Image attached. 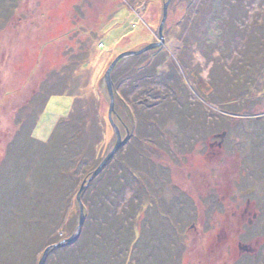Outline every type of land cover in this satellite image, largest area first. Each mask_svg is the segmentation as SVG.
I'll use <instances>...</instances> for the list:
<instances>
[{"label": "rangeland", "instance_id": "obj_1", "mask_svg": "<svg viewBox=\"0 0 264 264\" xmlns=\"http://www.w3.org/2000/svg\"><path fill=\"white\" fill-rule=\"evenodd\" d=\"M236 1L171 0L163 47L118 63L112 75L127 79L117 89L113 84L112 119L128 141L92 179L118 141L109 117L106 74L120 55L160 44L169 0H0V183L14 180L22 190L30 185L31 196L46 185L60 192L61 178L51 180L43 172L47 164L34 167L30 158L41 163L48 146L50 152L58 147L51 140L59 142L55 135L63 128L71 134L82 129L78 115L86 119L84 130L99 137L92 160L76 172V181L69 179L68 202H55L56 207L51 202L57 214L50 224L27 208L29 218L37 219L48 235L35 257L18 256L13 264H40L48 248L77 234L83 185V228L75 242L65 245L75 247L82 238L83 244L100 242L101 256L96 247L85 263L264 264V88L247 103L239 96L244 78L238 82L222 71L253 32L255 19L264 20V0ZM234 2L246 7L248 18L232 53L224 48L220 23L228 20ZM197 18L201 35L188 48ZM183 62L213 91L204 94L197 88ZM52 90L59 95L48 97ZM249 103L248 111L244 104ZM124 104L133 118H140L138 124ZM140 112L160 120L158 127L152 121V133L150 128L145 133ZM72 113L79 122L63 127ZM116 165L126 185H116L113 200L120 205L103 227L101 217L112 212L95 201V192L119 178ZM43 203L40 211L51 210ZM127 215L133 235L128 226L121 227ZM18 224L2 228L7 239H15L13 231L29 237L38 230L25 221ZM61 248L50 250L45 264H65L63 251L55 252Z\"/></svg>", "mask_w": 264, "mask_h": 264}, {"label": "trees", "instance_id": "obj_2", "mask_svg": "<svg viewBox=\"0 0 264 264\" xmlns=\"http://www.w3.org/2000/svg\"><path fill=\"white\" fill-rule=\"evenodd\" d=\"M240 2L239 0H237ZM236 1V2H237ZM231 3L229 7V18L228 20H223L220 23V26H222V40L225 41L224 48L226 47L229 52H235L233 48H235L237 38L240 37V35H243L244 28L246 29V21L248 18V12L245 10L246 7L243 6L242 3ZM206 6V5H205ZM203 6V7H205ZM203 7H200L198 10L202 11ZM208 11H205V14H207ZM201 12L199 13V15ZM198 16V15H197ZM201 24V21L197 18L195 19L193 28V36L195 38H191V41L187 43L188 48L192 47L195 39L200 38V27L198 25ZM251 34L247 35V40H245L244 44H242V48H236L239 49L236 55V58L232 62V64L228 67L222 68L223 74L226 77L227 75H230V77H236L237 81L240 82L242 80L241 77L244 78L243 83L245 84V88L241 91L239 96L245 97L246 102L248 103V98L253 96L254 98L257 94H260L258 92L259 88H264V20H260L259 18H256L254 21V27L253 32H250ZM246 35V33H245ZM244 35V36H245ZM239 46V45H238ZM225 52V51H222ZM232 55V54H231ZM158 62L155 64L157 66ZM184 67L188 70L189 75L195 80L196 87L199 88L201 91L205 90L207 91H213L212 84H208L203 81H199V75L194 70H190V68L187 66V62H183ZM263 69V75H261V70ZM153 71V70H152ZM235 71L236 73L240 74L237 76H234L235 74L232 73ZM154 73V72H152ZM135 76V75H133ZM223 76V77H224ZM143 76H140L139 80H143ZM145 78V77H144ZM124 79V80H123ZM120 80L118 78V72H115L112 75V81L114 84V87L117 89L123 81H125L127 78H123ZM138 81V80H137ZM255 81L258 82L255 83ZM260 83V84H259ZM257 84V85H256ZM175 84H172L169 82V85L171 90L173 92L175 91ZM137 87V86H136ZM136 89V88H135ZM152 90H155L154 88ZM235 91V90H234ZM240 91V92H241ZM203 92V91H202ZM53 95H59L57 92L52 90V92L49 93L48 97H51ZM125 99H129V94L125 93ZM121 100V99H120ZM129 103V100H127ZM121 102H124V100H121ZM251 103V102H250ZM249 105L244 104L245 110L251 109ZM125 105V104H124ZM127 116L129 118H132V121H134V124L137 123L139 119L133 118V113L130 111L129 107L127 105L124 106ZM135 113V111H134ZM141 113V112H140ZM145 113V112H144ZM143 112L141 113V117H143L145 123H143V128L145 129V133L147 132L146 129L150 128V131L148 134L152 133V129H154L153 125L151 124L154 119H151V117H147ZM73 115V116H72ZM143 115V116H142ZM72 116V118H71ZM69 119H66L63 122L64 125H67L68 127L72 124H76L79 122V120L75 119L77 118L76 113H72ZM80 118L84 120V123H80L79 127L82 129H78L76 133L71 134L69 131L70 129L63 128V132L59 133L56 132L55 136L60 137L59 142L53 143V139L51 140V145L58 146L56 149L49 152L46 155V157L43 158L41 163L35 162L34 160L30 161L34 164L32 166L38 167L41 166L42 163H45L47 166L45 167V170L43 171L45 175L49 178H52L51 180L55 181L58 177L61 178L60 180L62 182L57 183V185L61 188L60 192L58 189L57 192H53L54 189L49 190L48 186L46 185L44 189H34L35 191H41V194L39 195H30V185H26L24 187L25 190H22L23 188H15V181L10 179H2L0 183V264H13V259L17 258L18 256H21L22 259H28L31 257H35V252L37 249L36 247L43 243L44 239L47 237V233L43 230L44 228L40 226V222L37 219L29 218V213L27 212V208L31 211L32 214L36 213V218L42 213L41 219L44 221L45 224H50L52 217L56 216L57 209L53 208L51 202H68V187H69V179H71L73 182L76 181V172L81 169L82 165L87 164L90 160H92L93 154L96 152V142L99 139V137H94L89 135L86 130H84V125L86 122V119L83 118L81 115H78ZM138 117V116H137ZM142 120V119H141ZM157 123L155 126L158 127L160 123L159 119H155L154 121ZM148 123V124H147ZM151 124V125H150ZM82 126V127H81ZM22 127V126H21ZM77 127V128H79ZM62 130V129H61ZM155 130V129H154ZM69 132V133H68ZM97 133H99L97 131ZM227 133V132H226ZM97 135V134H96ZM141 147L138 146L136 150L140 149ZM134 151V149H133ZM58 152V153H57ZM232 152H229L231 154ZM36 165V166H35ZM117 177H115L114 181L107 180L103 184L97 187L96 194V200L97 202H100V205L104 207L111 208L110 211L112 212L110 215L108 213L105 214V217H101V220L104 221L103 227L107 225V222L111 219L113 215V207L117 209L119 207L120 202H117V200H113V195L116 193V190L118 189L116 185H120L121 189L126 185V183L123 181L124 178H121L120 170L121 166H117ZM36 169V168H35ZM37 170V169H36ZM28 172H32V168L27 169ZM42 172V173H43ZM25 176L29 177V174L26 173ZM69 177V178H68ZM129 184V182L127 183ZM51 187V186H50ZM51 192L49 194L48 192ZM119 191V190H118ZM121 191V190H120ZM119 191V192H120ZM44 192V193H42ZM34 193V191H33ZM137 193V191H136ZM43 194V196H42ZM98 199V200H97ZM38 200V201H37ZM39 202H44L43 207L46 206H52L51 210L45 212L40 211L39 209L42 204H39ZM48 202V203H45ZM35 211V212H34ZM124 215L126 216V212L124 211ZM116 216V215H115ZM123 216L117 217L118 219H121ZM92 218V217H91ZM96 218V217H95ZM94 218V219H95ZM126 218H128L126 220ZM93 219V220H94ZM125 220L121 225V227L126 228L128 226L129 216L125 217ZM25 221L28 226L31 227H38L37 232H32L29 237L21 236L19 237V233L14 232V240L11 238L7 239V236L3 233L2 228L7 227V224L12 225H19L18 222ZM92 221V220H90ZM94 222V221H93ZM133 222L131 221V225ZM130 225V227H131ZM54 229V228H53ZM129 229V226H128ZM130 230V229H129ZM118 231V230H117ZM120 231V229H119ZM107 232V231H106ZM132 235V230L129 231ZM111 233V232H110ZM86 235V234H85ZM11 236V235H10ZM19 237V238H18ZM47 241V240H46ZM62 241V240H61ZM58 241V242H61ZM57 243V241H51L50 244ZM104 243V242H103ZM75 244V243H74ZM73 244V245H74ZM72 245H65L61 249L55 250V252H59L61 254L63 251V257L66 259L65 264H89L91 261L83 262L86 258L89 257V252H94V249H97L96 247L100 248V256L101 252H103V248L100 242L91 244V243H85L83 244V238L80 240L77 246L71 247ZM133 247L135 249V246L133 245L132 248H128V252L130 250H133ZM40 248V247H39ZM98 254V253H97ZM128 254V253H127Z\"/></svg>", "mask_w": 264, "mask_h": 264}, {"label": "water", "instance_id": "obj_3", "mask_svg": "<svg viewBox=\"0 0 264 264\" xmlns=\"http://www.w3.org/2000/svg\"><path fill=\"white\" fill-rule=\"evenodd\" d=\"M171 4V0H169V2L165 5V8H164V19H163V22H162V25H161V28H160V39H161V42L160 44H154V45H151L150 47L146 48L145 50H143L142 52H139V53H134V52H126L122 55H120L118 58H116V60L113 62V64L110 66L107 74H106V82H107V85H108V90H109V94L111 96V107H110V112H109V117H110V121H111V124L113 126V128L115 129V132L117 134V144L115 146V148L108 154V156L103 160V162L100 164V166L97 168V170L93 173V176H92V179H94L95 177H97L101 172H103L105 170V168L107 167V165L113 160V158L115 157V155L117 154V152L123 147V145L128 141V138H126L125 140H122L121 139V135L119 133V130L117 129V127L115 126V124L113 123V119H112V114H113V111H114V91H113V81H112V72L115 70L116 66L118 65V63L123 60V59H126V58H130V57H133V56H136V55H139V54H144L145 52L147 51H150V50H153V49H157V48H161L163 47L164 45V36H163V28H164V25H165V22L167 20V15H168V8H169V5ZM92 181V180H91ZM85 185H83L81 187V190L78 194V201H79V204H80V208H81V217H80V224H79V227H78V232L76 235H74L70 240L68 241H64L62 243H60L59 245H56V246H52L50 248H48L46 251H45V254L42 258V260L40 261V264H45L46 262V259H47V256L50 252V250L54 249V248H60V247H63L65 246V244H70V243H73L77 240V238L79 237L80 233H81V230L83 228V224H84V221H85V214H84V207H83V204L81 203V199H80V196L81 194L83 193L84 189H85Z\"/></svg>", "mask_w": 264, "mask_h": 264}, {"label": "flooded vegetation", "instance_id": "obj_4", "mask_svg": "<svg viewBox=\"0 0 264 264\" xmlns=\"http://www.w3.org/2000/svg\"><path fill=\"white\" fill-rule=\"evenodd\" d=\"M210 143V142H209ZM222 143H223V140H222Z\"/></svg>", "mask_w": 264, "mask_h": 264}]
</instances>
